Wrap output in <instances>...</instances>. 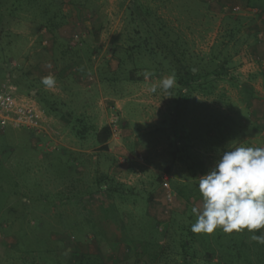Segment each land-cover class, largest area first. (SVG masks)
<instances>
[{
	"label": "rangeland",
	"instance_id": "1",
	"mask_svg": "<svg viewBox=\"0 0 264 264\" xmlns=\"http://www.w3.org/2000/svg\"><path fill=\"white\" fill-rule=\"evenodd\" d=\"M121 2L122 0H89V6L98 5L99 8V13L94 17H91L92 12L84 6L76 11L68 4L65 11L69 12L67 25L71 26L72 37L76 38L74 34L79 36L84 30L83 27L88 30L91 22L103 24L105 30L101 31L99 42L104 45L111 32L117 31L122 24ZM11 28L12 32L26 37L25 43H18L13 49L12 64L25 61L27 50L30 57L20 67L14 66L11 69L10 63L7 64V68L11 69L9 79L14 82L18 92L26 94V82L36 79L25 75L29 73L32 77L38 76V83L32 88L39 87L40 91L47 92L45 95H27L44 112L47 135L52 137L51 141L58 148L46 153L36 145L37 136L29 129L0 125V264H55L65 260H72L74 264V260H77V255L74 254L80 252L78 248L87 250L78 237L89 234L91 238L90 220L97 222L103 213L112 217L104 208L110 198L109 192L102 191L105 184L102 185L101 192H98V188L92 183L93 177L101 174H111L114 179L113 186L121 184L119 190L121 188V191H126L125 199L130 197L131 190L136 192L133 201L119 202L120 205L128 206L135 217L129 233L131 237H125L121 231L116 233L119 236L112 233L113 236L106 239L109 243L102 241L101 248L111 250L112 247L115 253L126 254L128 251L132 252L135 246L139 251L133 252L135 255L131 256H134V262L143 261V264H149V261H159L158 264H185L184 254L192 257V264H264V244L257 243L252 238L253 233L247 230L242 233L233 231L231 234H225L220 229L212 234L191 231L192 235L186 236L183 223L189 221L187 215L190 210L202 203L196 181L214 165L220 154L216 155L215 145L210 150L208 146L204 148L198 142L194 147L196 158H176L171 162L173 157H177L172 141L176 140L174 132L179 125L182 126L181 118H169L171 113L168 114L167 92L148 91L155 78L145 79L146 85L142 92L148 97L138 93L139 81H114L104 88L99 103L102 111L93 108L90 110L92 115H78L61 105L63 96L59 91L41 83L42 76H50L52 61L50 57L45 63L38 62L37 53L41 45H38V36L32 35L31 24L21 21ZM212 31L213 29H205V44L201 47L206 52L212 40ZM43 43L50 46L46 40ZM4 79L0 76V83ZM82 92L80 89L74 96L78 98V102L84 104L85 95ZM31 93L34 91L31 90ZM111 96H119L120 99H113ZM142 97H147L144 102L147 104L143 105L145 107L140 103ZM210 97L202 95L189 102L192 114L185 118L187 124L190 123L189 119L194 121V116H216V105L209 103ZM38 98H42L48 105L51 100L59 103L57 107L61 110L53 111L60 113V117L50 112L55 120L52 122L47 117L50 114L41 106ZM198 102L207 106L205 114L201 109L195 110ZM176 105L177 102L174 103V108ZM115 118L118 121L113 125ZM159 118H164V121H153H160ZM105 124L111 126L112 134L104 149L96 142L93 133ZM192 126L196 125L193 123ZM158 128L163 132L160 133ZM259 137L252 139V143L247 141V146L262 147L264 140ZM43 139L47 138L40 135L39 140ZM230 147L231 145H227L226 148ZM66 159L74 160L79 167L71 160L64 164ZM66 165L69 167L66 168ZM88 186L92 189H88ZM169 192L170 200L167 198ZM148 197L150 201L146 204L145 199ZM142 209L144 210L141 213L139 210ZM131 212L117 213L115 218L118 219V226L132 217L129 216ZM160 220L165 221L166 225ZM195 222L196 217L193 215L190 223L192 225ZM141 230L144 231L143 234ZM108 231L106 228V232ZM65 234L64 240L61 237ZM69 234L76 238L69 237ZM262 234L264 229L255 233ZM186 237L191 241L188 242L187 249L181 250L180 242ZM146 242L152 244L149 255L142 253L143 244ZM94 246L95 242H92L91 248ZM160 246L168 252L167 256L159 253ZM155 252H158L159 259H154ZM41 253L44 257H41Z\"/></svg>",
	"mask_w": 264,
	"mask_h": 264
},
{
	"label": "crops",
	"instance_id": "2",
	"mask_svg": "<svg viewBox=\"0 0 264 264\" xmlns=\"http://www.w3.org/2000/svg\"><path fill=\"white\" fill-rule=\"evenodd\" d=\"M125 1L122 0L120 4L122 5L120 10L122 24L120 28H117V31L111 32L104 45L103 42H99L101 41L99 37L105 28L103 24L94 22H91L92 25L88 30L83 27L84 30L79 36L74 34L73 36L76 38L72 37V29L71 26H68L69 24L66 23L59 28L58 34L64 38L72 39L71 42L74 41L73 39L81 37L82 40L91 43L88 44V47L78 49V53L77 49L73 51L70 49L66 55V60L72 56L71 60L62 59V49L64 48H52V42L48 43L50 45L47 47L48 53H54V57H57L55 58L56 61L54 57L50 59L52 61L50 63L51 70L48 72L55 79V85L50 88L59 91L58 93L63 96L62 101L65 104V109L73 110L76 114L85 116L92 115L90 110L93 108L97 111L103 110L99 103L104 94V88L108 85L106 76L108 73L117 70L118 63L122 60L119 58L120 55L114 56L108 48L116 40L118 53L124 52V49L123 51L121 49L123 46L125 47L122 36H126L129 27L127 15L129 12L128 2L131 0ZM130 5L134 10L139 8L144 15L149 13L147 18L150 19L148 20L150 26L165 32L163 36L160 33V37L154 38L152 44H149L150 49L146 50L143 47L139 54L136 53V58L140 56L147 64L145 69H135V75L140 77L138 93L141 96H147L146 93L142 92L146 85L145 72H151L152 76L149 78H155L152 82L157 83L162 78L174 75L171 66L172 59L180 57L181 60L184 58L185 61H188V52L204 56L214 44L225 47L224 52L230 51L227 54L229 57L228 75H221L217 79L209 102L211 105L215 104L216 110L220 111V114L222 113L224 124L223 136L219 137L221 139L220 144L216 145V155L228 150L227 145H231V147L247 146V141L249 143L257 136L264 140V67L260 63L264 57V0H132ZM94 16L97 14H91V17ZM206 28L213 29L208 52L202 50L201 47L205 44ZM193 30H195L194 33ZM227 30L234 33V39H221ZM167 33L172 37L176 36L177 49L168 50L164 48L160 50L155 47L157 41L170 45L174 44V38L169 37ZM153 44L154 47H152ZM188 45L189 48L186 49ZM96 47L99 48L97 53ZM73 61L79 65L81 74L76 72L75 68L78 65L73 64ZM82 65L84 67H81ZM192 69L193 71L196 70L195 68ZM80 89L85 95L84 104L78 102V98L76 99L74 96ZM182 91L185 92V88ZM182 91L180 92L177 83H175L173 88L167 92L168 114L171 113V116L174 103L182 100V96L179 98ZM191 95L194 99L202 97V91L195 90L191 92ZM119 96L111 97L120 99ZM147 97H142L140 100L142 106L147 104H144ZM184 100L187 101L185 98ZM184 104H186L185 101ZM157 105L159 107V103ZM47 117L52 122L55 121L53 116ZM153 121L162 123L164 118L160 121ZM262 144L261 146L264 147V142Z\"/></svg>",
	"mask_w": 264,
	"mask_h": 264
},
{
	"label": "trees",
	"instance_id": "3",
	"mask_svg": "<svg viewBox=\"0 0 264 264\" xmlns=\"http://www.w3.org/2000/svg\"><path fill=\"white\" fill-rule=\"evenodd\" d=\"M95 1V0H94ZM132 0L128 2L129 4V12L127 15L128 20V30L126 33V36L123 37V42L125 47L123 46L122 51L124 49V52L118 53L117 49V41L115 40L112 42L111 46L108 48L109 51L114 56H119V58H122V60L118 63V69L114 72L108 73L106 76V79L108 81V84L111 85L114 81H120V80H133L138 81L140 77H135V69L136 68H147L146 61L140 56L139 58H136V53L139 54L141 49L144 47L146 50L150 49L149 44H152V41L156 37H160V33H162V36L164 35V30H161L159 28L151 27L150 23L147 18V15L149 16V13L143 14L139 8L132 9L131 4ZM70 4L72 5L74 10H78L82 6L87 8L89 11L93 13L98 14L99 8L98 5L94 7V5L89 6V0H0V76L4 77L5 79L10 78L11 69L12 67H20L21 64L26 62L27 59H29V50L26 51L25 54V61L23 62H16L14 65L12 64L14 61V54L13 49L17 47V44L25 43L26 37L20 33L12 32V25H15L21 21H25L26 23L31 24L32 29V35L38 36L39 44L41 45V49L37 53L38 55V62H45L50 57H54V53L48 54L47 52V45L42 43L45 39L47 42H52L51 47L54 48H64L62 49V59L64 58L66 60V55L69 53L70 49L76 50L78 53V49L83 47H88V44H91L89 41L82 40L81 37L78 39H68L60 36L58 34V30L61 26L68 23V15L69 12L65 11L66 6ZM158 17V16H157ZM160 18V17H158ZM142 19V20H139ZM137 21V23H136ZM168 34V33H167ZM169 37H172V35L168 34ZM174 35V34H173ZM174 44H166V43H159L157 41L156 46L153 44L152 47H156L158 49H164L167 48L168 50H175L177 49V38L176 36L172 37ZM235 38L234 33L232 31H226L225 35L223 37L221 36V39H231ZM118 40V39H117ZM156 42V41H155ZM123 45V44H122ZM227 45V44H226ZM30 47V46H29ZM221 47V49H220ZM227 47V46H226ZM234 47V46H233ZM69 48V49H66ZM189 48V45L186 49ZM225 50V47L222 46H216V44L212 45L210 47L209 52L207 55L200 56V55H194V52H188L187 60L185 61L178 58L172 59L171 66L173 68V74L175 76L176 83L178 85V89H180V92L183 88H185V92L182 91V103L177 102V105L172 110V116L170 119L173 120V117L175 120L181 118V124L182 126H178L175 134H173L175 141H172L174 143V154L177 155V157H173L172 161L176 158L181 160H191V158H196V150H194V147L200 142V144L204 145V148L208 146L210 150H212L213 145L220 144V136H223L222 129H224V124L222 120V113L220 114V111L216 110V116H194V121L192 122L191 119L190 123L187 124L185 118L187 116H190L192 114L191 108L189 105V102L191 100H195L193 95H191V92L195 90L202 91V95H212V90L216 84L217 79L220 78L221 75H228L227 71L229 66L228 64V53H230L229 50ZM99 51V48L96 47V53ZM53 52V51H52ZM57 57H54V60ZM71 60L72 56H69L67 60ZM66 60V61H67ZM10 68H7V64ZM44 64V63H43ZM73 64L78 65L76 62L73 61ZM17 65V66H16ZM81 67H84L83 65ZM79 65L76 69V72H79ZM192 68H195L196 70L193 71ZM78 69V70H77ZM31 74H26L25 77H28L30 79H36V80H28L25 84L26 94L30 95H45L47 90H39V87H33L36 86L37 78L38 76L31 77ZM42 77H46L42 76ZM4 79V80H5ZM11 81V80H10ZM13 81V80H12ZM3 82V81H2ZM14 83V82H13ZM1 84V83H0ZM115 88V87H114ZM31 90L34 91V93H31ZM187 99L186 100H184ZM184 101L186 104H184ZM38 102L41 104V106L49 113L50 115L53 112L58 117H60V113L54 112L53 109H58L57 102H54L51 100L50 105L45 104L44 100L42 98H38ZM61 105H65L64 102L61 103ZM201 109L202 113L205 114L207 111L206 105H201L199 102L195 106V110ZM61 109H58L60 111ZM72 112V111H70ZM65 117V115H64ZM214 120V121H213ZM76 122L74 121L73 124ZM193 123L196 125L195 127L192 126ZM198 126V127H197ZM173 127V126H172ZM165 128V127H162ZM166 129V128H165ZM158 131L161 133L163 132L162 129L158 128ZM36 136L37 134L33 132ZM112 134V128L109 124L103 125L99 130H96L93 135L95 137V140L98 144L101 145V147L106 148L107 142ZM47 136V135H45ZM58 148V147H57ZM55 148V149H57ZM207 148V147H206ZM214 148V147H213ZM54 149V151H55ZM103 149V148H102ZM48 153V152H47ZM71 159H66L64 161V164L67 163ZM72 163H75V165L78 166L74 160H71ZM69 166L66 165V168ZM79 167V166H78ZM65 168V167H64ZM63 168V169H64ZM112 181H114L113 176L111 174H101L98 176L93 177L92 183L94 187L98 188L97 191L101 192L102 185L105 184V189H102L103 192L108 193L109 192V200L106 204L105 212H110L112 214V217H107L105 213H103L102 218L94 222L93 219L90 220V223L92 224V227L89 231H91V238L88 236L89 234L84 236L83 239L81 237H78V240L81 241V243H84V245L87 247V250H80L77 255V260H74V264H143V261L141 263L134 262V253H137L139 250L136 248L134 244L131 245L133 247L132 252L128 251L126 254H118L115 253L112 250H108V248H101V243L104 241L106 244L109 242L106 240L111 235H116L119 231L123 233L125 237H131L129 234L132 229L131 225H133L135 220V217L132 216V212L129 210L128 206L120 205L119 202H124L125 200L127 202L133 201V197L136 195V192L134 190H131L129 193L130 197L125 199L126 191H121V188L119 190V187L121 184H117V186L112 185ZM112 185V186H111ZM91 186V185H90ZM88 189H92V187H87ZM94 189V188H93ZM114 192V193H113ZM92 193V191H91ZM115 193H118L119 196H117ZM116 196V198H114ZM200 197V196H199ZM147 201H150V197L145 199V203L147 204ZM103 208V212H104ZM144 209L139 210L141 213ZM122 211H128L129 216H132L129 218L128 221H124L121 225L118 226L117 218H115L119 214H123ZM135 214V213H133ZM192 211L190 210V213H188L187 218H189V221L187 223H183V228L186 236H191V223L190 220H192ZM140 217V216H139ZM137 220L138 221V218ZM124 220V219H123ZM162 223L166 225L165 221L160 220ZM122 222V221H121ZM106 228L109 229L108 232H106ZM113 233V235H112ZM144 231L141 230V234H143ZM66 234L61 237L64 239ZM72 236V238H76L75 235L69 234V237ZM119 236V235H116ZM112 238V237H111ZM65 240V239H64ZM71 241V240H69ZM74 241V240H73ZM76 241V240H75ZM125 241V240H124ZM191 241L187 237L183 238L180 242V249H187L188 242ZM92 242H95V246L91 248ZM77 243V242H76ZM100 244V246H99ZM143 255L150 254V246L151 243H144L143 244ZM190 248V247H189ZM89 249V250H88ZM102 250V251H101ZM31 251V250H30ZM159 253L167 256L168 252L160 246ZM115 254V256H113ZM158 252H155L154 259H159L160 257L157 255ZM41 257H44V254H40ZM110 257V258H109ZM185 264H192L190 255H183ZM191 258V259H190ZM72 260H65V261H59L55 262V264H72ZM183 262V263H184ZM156 263L158 264L159 261L153 262L149 261V264Z\"/></svg>",
	"mask_w": 264,
	"mask_h": 264
},
{
	"label": "clouds",
	"instance_id": "4",
	"mask_svg": "<svg viewBox=\"0 0 264 264\" xmlns=\"http://www.w3.org/2000/svg\"><path fill=\"white\" fill-rule=\"evenodd\" d=\"M147 80L151 72L144 73ZM41 83L53 87L52 76ZM175 76L162 78L148 87L150 93L168 92L175 85ZM171 96V95H169ZM201 206L193 207L196 222L193 233L212 234L217 229L225 234L245 230L253 233L257 243L264 244V147L232 146L223 151L214 165L196 181Z\"/></svg>",
	"mask_w": 264,
	"mask_h": 264
},
{
	"label": "built area",
	"instance_id": "5",
	"mask_svg": "<svg viewBox=\"0 0 264 264\" xmlns=\"http://www.w3.org/2000/svg\"><path fill=\"white\" fill-rule=\"evenodd\" d=\"M260 63L264 67V57ZM45 118L44 112L40 110L31 97L18 92L17 87L9 79L0 84V125H8L15 129L25 128L35 132L37 134L36 145L47 153L53 151L57 145L53 144L52 137L47 135ZM117 121L118 119L115 118L112 121L113 125ZM40 135L47 139L39 140ZM167 198L171 199V192L167 193Z\"/></svg>",
	"mask_w": 264,
	"mask_h": 264
}]
</instances>
